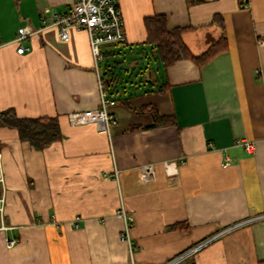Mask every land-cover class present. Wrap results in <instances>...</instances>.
Wrapping results in <instances>:
<instances>
[{
  "label": "crops",
  "instance_id": "obj_1",
  "mask_svg": "<svg viewBox=\"0 0 264 264\" xmlns=\"http://www.w3.org/2000/svg\"><path fill=\"white\" fill-rule=\"evenodd\" d=\"M74 2L0 0L1 40L37 32L0 48V112L56 118L63 134L38 151L0 127V264H165L212 238L182 264L264 261V0H119L126 42L113 45L136 58L149 48L144 20L155 15L169 30L186 28L196 55L222 35L228 48L204 67L170 66L166 92H126L110 108V132L69 121L100 105L88 34L70 29L64 41L52 25L51 14ZM21 45L30 51L19 54ZM113 45L101 48L102 62ZM147 106L176 124L129 131L154 125Z\"/></svg>",
  "mask_w": 264,
  "mask_h": 264
},
{
  "label": "built area",
  "instance_id": "obj_2",
  "mask_svg": "<svg viewBox=\"0 0 264 264\" xmlns=\"http://www.w3.org/2000/svg\"><path fill=\"white\" fill-rule=\"evenodd\" d=\"M52 25L57 27L60 32V38L67 41L69 38V30L74 29L79 32H85L89 36L91 51L95 60L96 69L98 71V81L100 88V105L96 109L86 110L84 112L72 113L69 121L72 125H88L95 124L103 130L110 132L111 127L116 123V119L110 112V108L115 106L116 101L108 95L103 86L102 76L99 71V64L103 60L101 48L106 45L124 44L126 42V34L124 30V20L119 6V0H75L72 8L66 14H51ZM37 32L30 27H23L18 30L16 38L12 42H4L0 39V48L10 44H21L25 40L34 36ZM30 51L29 48L21 45L17 52L24 54ZM248 152H254V146L251 143H245ZM118 171L115 170L113 177L117 179ZM5 199L0 198V212L4 211ZM118 217L124 221L123 239H129V230L131 223L128 214L124 209L118 212ZM259 219H264V215ZM236 226L228 229L232 230ZM6 228L2 226L0 231ZM214 238L209 239L186 251L185 253L173 258L165 264H182L189 257L195 255L201 249L210 244ZM15 242H10V246Z\"/></svg>",
  "mask_w": 264,
  "mask_h": 264
},
{
  "label": "trees",
  "instance_id": "obj_3",
  "mask_svg": "<svg viewBox=\"0 0 264 264\" xmlns=\"http://www.w3.org/2000/svg\"><path fill=\"white\" fill-rule=\"evenodd\" d=\"M188 4L201 3V0H187ZM214 23L225 28L224 20L221 16L214 17ZM144 26L147 33L145 44L149 46L150 53L153 59L162 65L164 70L174 65L180 60H190L198 67L207 66L218 54L227 50L228 42L225 35H222L218 41L213 43L205 52L196 55L188 47L184 41V33L186 28L168 29V19L165 15H155L147 17L144 20ZM137 66V64H136ZM147 89L145 93L157 91L159 93L166 92L169 88L167 82L161 86H157L156 81L147 82L149 78L144 73L142 74ZM103 86L110 97L117 93L116 83L120 80L114 76L106 80L102 78ZM156 89V90H155ZM118 100V101H117ZM115 100L116 103L122 101ZM142 112L150 113L154 118V125L148 127H133L129 131L145 130L157 127L159 125L176 124L174 118H167L160 115L156 107H144ZM0 127L15 129L22 142L29 143L38 151H43L50 145L60 142L63 139V134L60 128L58 119L56 118H20L14 109H8L0 112ZM175 229H181V226H175ZM188 229V226H186ZM259 264H264V261Z\"/></svg>",
  "mask_w": 264,
  "mask_h": 264
},
{
  "label": "rangeland",
  "instance_id": "obj_4",
  "mask_svg": "<svg viewBox=\"0 0 264 264\" xmlns=\"http://www.w3.org/2000/svg\"><path fill=\"white\" fill-rule=\"evenodd\" d=\"M113 49V55L105 57L104 61L101 63V71L106 80L111 77L118 76L119 81L116 83L117 93L114 94V97L117 99H122L126 95V92L131 94H137L138 92H144L141 88L144 85L141 82L143 78L142 74L144 73L150 80L155 81L159 86L163 84L165 78V70L160 63H157L148 47L145 49L140 48L139 55H132V52L127 47H122L120 45L111 46ZM110 48V47H108ZM106 48H102L104 50ZM137 59V66L133 65ZM110 70V72L107 71ZM143 84V85H142Z\"/></svg>",
  "mask_w": 264,
  "mask_h": 264
}]
</instances>
